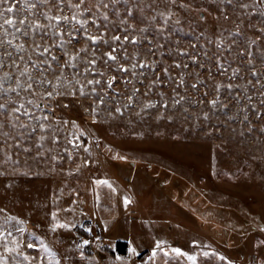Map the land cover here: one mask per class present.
Returning a JSON list of instances; mask_svg holds the SVG:
<instances>
[{"label": "rangeland", "instance_id": "obj_1", "mask_svg": "<svg viewBox=\"0 0 264 264\" xmlns=\"http://www.w3.org/2000/svg\"><path fill=\"white\" fill-rule=\"evenodd\" d=\"M78 2L0 5V88L15 89L0 94L5 264H191L150 259L158 241L197 264H264V0ZM202 4L218 18L199 19Z\"/></svg>", "mask_w": 264, "mask_h": 264}, {"label": "snow or ice", "instance_id": "obj_2", "mask_svg": "<svg viewBox=\"0 0 264 264\" xmlns=\"http://www.w3.org/2000/svg\"><path fill=\"white\" fill-rule=\"evenodd\" d=\"M8 0H0V5L2 4H5L7 3ZM44 2H48V0H44ZM58 3H62L63 0H57ZM87 0H79L78 3L76 4H73L72 7L75 8V9H80V6L82 4H86ZM120 0H112V3L115 4V3H119ZM125 2H127V0H125ZM170 2L174 3L175 0H170ZM257 2H260V0H257ZM228 3L231 4L232 3V0H228ZM101 5H103L105 8L108 7V4L105 3V0H98V2L96 3L95 7L99 8ZM242 8H248L249 6L247 4H241L240 5ZM147 7H151V4L147 5ZM7 12L11 13L14 11V8L9 6L7 9H6ZM88 11H90V9H88ZM3 15V12H0V16ZM105 16V19H107V15L104 14ZM45 18L51 22L52 20H55L57 22L63 20V21H69L71 19V21H76L77 23L83 25L85 23H87V21H79L77 20V17L76 15H73L71 18H69L68 16H45ZM5 24H8V25H12L15 27L16 31H22V34L23 35H28L29 34V30L31 31H36V30H39V29H42L44 27H46V25H42L40 23H32L30 21H27V20H20V24H25L27 23L28 24V30H21L19 28L18 25H16V23L11 20V19H8V20H5L4 21ZM3 25H0V28H2ZM262 32H264V29L260 30ZM5 35H7V32H5ZM89 39H91L92 41L96 42L97 41V37L95 36H90ZM114 40H119L120 37L116 36V37H113ZM124 39H128L127 36L124 37ZM5 42L3 40H0V46H3ZM7 44L11 45L12 44V41L9 40L7 41ZM17 48L18 49H22L23 48V45H17ZM44 52H49V49L48 48H44L43 50ZM82 51H86V50H83ZM113 51H115V49H113ZM9 56L11 55L10 53L8 54ZM108 59L109 60H112V61H115L117 59L116 56L112 55L111 52L107 53L106 54ZM91 63H95V61H91ZM5 65L3 63H0V67H4ZM17 68H19V65H13ZM123 71H127L128 69H122ZM7 73L5 74V76L7 77ZM20 75H27V69H24L23 71H21ZM253 75H256L255 73H253ZM29 79H31V76H29ZM47 83H51V81H47ZM89 83H99V81H89ZM17 87H22V85L20 84H17ZM109 87H111V83L109 82ZM32 88V85L31 84H28L27 85V89H31ZM15 91V89H3V88H0V94L2 93H5V92H13ZM47 95L49 97H51L53 95L52 92H48ZM103 102V101H101ZM31 103V101H30ZM213 104H215V101H212ZM24 106L21 104L19 106H15V107H12V108H8V113H9V116L11 117V119L9 120V125L13 128L16 127V123L19 121V116L16 115L17 113H20L21 112V109L23 108ZM7 108V104L6 103H0V110L2 109H6ZM117 111H120L119 109H117ZM25 115H28L27 113V110H25ZM43 119H47V117H43ZM4 121L3 120H0V130H2L4 128ZM21 127H26V125H20ZM39 127L43 128L44 126L41 124L39 125ZM33 132L36 131V129H32ZM0 134L4 135V136H9L10 133L8 132H0ZM40 139H45V137H41ZM25 151H28V149H25ZM8 159H11V157H8ZM6 162V161H5ZM4 173L0 172V175H3ZM98 184H106L108 185L109 187H111V185L109 184L108 181H97ZM10 187V185H9ZM131 201H129L127 198H125V203H130ZM5 212V209H0V215H3V213ZM10 219H15V217H12V216H7L5 217V221L7 220H10ZM56 227H66V225H56ZM10 235V233H9ZM0 239H6V237L3 235L2 232H0ZM85 244L88 243V241H84ZM162 243L163 242H156V247L153 249V252H152V256L150 257V259H154L156 256H157V251L163 253V255L165 257H168L172 254H176L177 256H183V257H186L188 261H191V264H197V261H198V256L196 254H189L187 252H183L180 248H172L171 251H167L165 250L163 247H162ZM194 244H196L197 242H193ZM33 245H28V247H32ZM14 249H9V248H5V251H13ZM204 256H209L210 253L208 252H204L203 253ZM220 259H224V257H220ZM5 261H6V258L3 256L2 253H0V264H5Z\"/></svg>", "mask_w": 264, "mask_h": 264}, {"label": "water", "instance_id": "obj_3", "mask_svg": "<svg viewBox=\"0 0 264 264\" xmlns=\"http://www.w3.org/2000/svg\"><path fill=\"white\" fill-rule=\"evenodd\" d=\"M175 5L179 4V0H175ZM191 9L198 16L199 19L204 20L206 22L214 20L217 17V14L214 13L208 6L206 5H191ZM180 14L179 10H176L174 13V17H177Z\"/></svg>", "mask_w": 264, "mask_h": 264}, {"label": "trees", "instance_id": "obj_4", "mask_svg": "<svg viewBox=\"0 0 264 264\" xmlns=\"http://www.w3.org/2000/svg\"><path fill=\"white\" fill-rule=\"evenodd\" d=\"M82 122L85 125L86 129L88 130L87 134H88L89 138L91 139L92 144H93V142H94V144H99L102 137L100 134L98 135V134L91 132L93 130H96V127L93 125L92 121H82ZM98 141H99V143H98ZM99 147L101 150H103V148L100 144H99ZM154 159H157V158H154ZM157 160H159V159H157ZM178 171H180V170L178 169ZM228 196H231V194H229ZM124 245H126V242H123V241L118 242V246L120 248L124 247ZM123 249L126 250L125 248H123Z\"/></svg>", "mask_w": 264, "mask_h": 264}, {"label": "built area", "instance_id": "obj_5", "mask_svg": "<svg viewBox=\"0 0 264 264\" xmlns=\"http://www.w3.org/2000/svg\"><path fill=\"white\" fill-rule=\"evenodd\" d=\"M87 241L91 247H94V246H96L97 238L94 239V237L92 235H89V236H87Z\"/></svg>", "mask_w": 264, "mask_h": 264}, {"label": "flooded vegetation", "instance_id": "obj_6", "mask_svg": "<svg viewBox=\"0 0 264 264\" xmlns=\"http://www.w3.org/2000/svg\"><path fill=\"white\" fill-rule=\"evenodd\" d=\"M212 1V0H211ZM202 5H204V4H202ZM206 6H208L207 4H206ZM218 18V17H217Z\"/></svg>", "mask_w": 264, "mask_h": 264}]
</instances>
